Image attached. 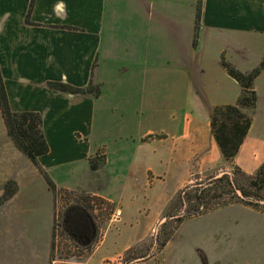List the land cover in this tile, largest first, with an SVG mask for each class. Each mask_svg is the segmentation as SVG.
<instances>
[{"label": "crops", "instance_id": "crops-1", "mask_svg": "<svg viewBox=\"0 0 264 264\" xmlns=\"http://www.w3.org/2000/svg\"><path fill=\"white\" fill-rule=\"evenodd\" d=\"M29 2L0 0L9 106L41 115L48 152L38 162L56 190L100 197L121 213L119 230L103 233L85 264L143 240L193 181L230 175L232 165L252 174L264 162L262 127L251 124L231 163L210 127L212 108L240 92L221 56L243 71L248 35L264 37V0H201L196 32L197 0H35L27 24ZM90 80L96 97L46 85ZM93 157L103 162L96 170ZM28 173L42 177L14 146L0 110V195L8 181L17 186L0 210Z\"/></svg>", "mask_w": 264, "mask_h": 264}, {"label": "rangeland", "instance_id": "rangeland-1", "mask_svg": "<svg viewBox=\"0 0 264 264\" xmlns=\"http://www.w3.org/2000/svg\"><path fill=\"white\" fill-rule=\"evenodd\" d=\"M248 40V55L241 61V72L250 71L262 60L264 37L250 34ZM260 73L254 80L258 94L252 125L254 131L262 127L264 133V68ZM232 172L233 169L230 174ZM255 172L243 173L245 176L236 173V182L232 179L230 186L222 183L219 188L222 195L210 203L213 207L210 211L184 219L179 225L174 217L185 213L188 206L176 195L166 211H173L175 215L163 216L143 240L119 252L122 264H264V182H259L260 189H256L263 196L260 211L235 202L243 197L237 185ZM213 174L204 175L183 190L189 192L200 182L209 187L207 181ZM223 174L228 173L221 172ZM37 176L28 173L27 183L21 186L18 196L0 210V264H85L95 243L88 247L74 244L61 225L63 207L76 198L61 191L56 196L52 194L51 200L44 179ZM89 206L97 241L106 231L119 230L116 222H111L113 204L110 212L100 209L96 202ZM53 225L55 237L51 251ZM170 232L169 241L160 254V242Z\"/></svg>", "mask_w": 264, "mask_h": 264}, {"label": "trees", "instance_id": "trees-1", "mask_svg": "<svg viewBox=\"0 0 264 264\" xmlns=\"http://www.w3.org/2000/svg\"><path fill=\"white\" fill-rule=\"evenodd\" d=\"M35 0H30L29 6L25 15V23H30V13ZM201 13V0H197L195 5V32L198 28L199 17ZM221 65L240 87L239 95L233 104L217 105L212 108L210 113V127L212 135L217 143L219 151L223 159L231 163L237 155L239 148L252 124L257 95L254 88V80L264 68V52L260 64L251 69L250 71L241 72L231 66L221 56ZM47 87L57 91L77 94L89 95L96 97L99 94L98 87L89 81L85 87H73L63 82H47ZM0 110L1 116L7 128V134L14 146L22 152L25 157L33 164V166L42 175L47 189L52 192L54 196L58 192H63L68 196H74L76 200L72 203L69 202L61 211L62 230L64 234L75 244H85L87 247L90 244L97 242L96 231L94 233V219L90 213L91 208L89 205L96 202L100 209H105L108 212L112 211V204L106 200L92 196L90 194H77L68 190H56L54 183L49 178L47 173L43 170L38 162V158L48 152V145L42 130V118L38 112L24 111L14 112L11 110L5 91L3 78L0 71ZM89 166L91 169L96 170L102 166V160L97 158H89ZM233 172L223 174L217 178H211L207 181L209 187H204L202 182L198 183L196 187L192 188L189 192L183 190L177 197L179 200L182 198L187 203L185 213L174 217V222L179 225L184 219L199 216L207 213L213 207L210 203L213 200L221 197L219 188L223 186L222 183L230 186L233 181L236 182L235 175L240 174L245 176L240 169L232 165ZM246 181L237 185L243 197L235 201L249 206L252 209L260 211V200L263 196L256 190L259 188V182H264V162L258 167L253 176H246ZM246 188V189H245ZM255 189V190H254ZM17 190L14 181H8L3 186V193L0 195V206L11 198ZM252 190V191H251ZM250 198V199H249ZM231 202V203H235ZM227 204V203H226ZM175 215V212L169 211L167 217ZM55 220V219H54ZM56 220L54 221L55 224ZM171 232L160 242L159 248L161 249L169 240ZM55 225H53L51 251L54 247Z\"/></svg>", "mask_w": 264, "mask_h": 264}, {"label": "built area", "instance_id": "built-area-1", "mask_svg": "<svg viewBox=\"0 0 264 264\" xmlns=\"http://www.w3.org/2000/svg\"><path fill=\"white\" fill-rule=\"evenodd\" d=\"M120 210L115 206L114 210L112 211V219L111 222H118L120 217ZM123 258L120 254L105 258L103 260V264H122Z\"/></svg>", "mask_w": 264, "mask_h": 264}, {"label": "water", "instance_id": "water-1", "mask_svg": "<svg viewBox=\"0 0 264 264\" xmlns=\"http://www.w3.org/2000/svg\"><path fill=\"white\" fill-rule=\"evenodd\" d=\"M223 173H226V172H223ZM220 175H221V173H220ZM219 176V175H218Z\"/></svg>", "mask_w": 264, "mask_h": 264}]
</instances>
